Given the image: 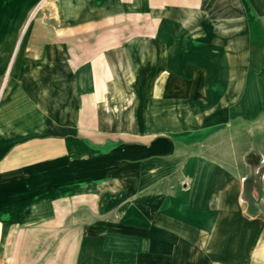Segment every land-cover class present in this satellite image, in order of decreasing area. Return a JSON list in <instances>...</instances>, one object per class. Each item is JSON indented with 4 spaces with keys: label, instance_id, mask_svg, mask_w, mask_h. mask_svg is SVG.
<instances>
[{
    "label": "crops",
    "instance_id": "obj_1",
    "mask_svg": "<svg viewBox=\"0 0 264 264\" xmlns=\"http://www.w3.org/2000/svg\"><path fill=\"white\" fill-rule=\"evenodd\" d=\"M0 124V264H264V174L220 168L264 165V0H0ZM212 133L242 156H180Z\"/></svg>",
    "mask_w": 264,
    "mask_h": 264
},
{
    "label": "rangeland",
    "instance_id": "obj_2",
    "mask_svg": "<svg viewBox=\"0 0 264 264\" xmlns=\"http://www.w3.org/2000/svg\"><path fill=\"white\" fill-rule=\"evenodd\" d=\"M61 24V23H59ZM11 57H13L14 60H16L17 55H11ZM65 72V71H64ZM19 73L20 71L17 69V66H15L12 70H10L9 73V89L10 91H12L13 89H16V85L18 83V77H19ZM61 78H65L64 75L62 76V71H59V79ZM65 87H61L59 86V92H58V96H57V109H58V116L57 118H46L43 120L49 121V125H47V134H64L66 136L72 135V131L70 127H77V122H76V118H73L72 116H69L73 113V111L76 110L77 106H78V102L72 101L69 97L68 94H66L64 92ZM12 93V92H11ZM11 98V96H10ZM12 100V99H11ZM88 104V103H86ZM89 106H91L92 104H88ZM44 112V111H43ZM68 115V117H67ZM94 120V122L98 121V118L93 117L91 118ZM125 119V118H123ZM126 121H128L129 119H125ZM96 123H94L95 125ZM98 124V123H97ZM1 125V124H0ZM10 125L13 126L12 122L10 121ZM0 130L1 127H0ZM217 134L212 133V134H208V135H203L202 138L197 141L196 143L187 145L188 147L186 148L185 152L183 154H181L180 156L183 157L184 159H187L189 157H192V155L194 154H198V153H204V152H212L214 154V156L216 157H225V158H230L231 156L234 157H241L242 156V152L243 149H241L240 147H234L233 149L231 148V144L228 143H220V141L217 140L214 141V143H212V146L214 148L210 149L209 147V139H211V137H216ZM19 135L17 134H9L10 138H14V137H18ZM2 138V134H0V139ZM121 146V149H120ZM217 146V147H216ZM236 146V145H235ZM95 147L100 148L101 153L94 151V153H90V155L84 154V158H95V162L96 164H93L91 166H85L84 168L86 170H88L90 172V174H96L99 176H105L107 178V181L105 182H98V181H91L89 183V188H97L99 185L101 184H105L106 186L109 187V185H111V188L113 187V174H114V169L118 168V166H113L112 164H106L109 162L104 161L103 159H106L107 161L112 160L114 158H119L122 160V174L125 173H130L131 170H133L131 168V166H129L128 161L130 159V157H132V152L133 150L131 149L130 145L127 142H120L119 139L115 140L112 137H110L107 141L105 142H101V143H96ZM227 147H229V149H227ZM232 149V150H230ZM233 153V154H232ZM80 157V156H79ZM81 158V157H80ZM259 156H258V151L257 150H251L249 152V161H250V165L249 167L247 166H243V165H239V166H234L232 168V166H221V171L223 173H240L243 174V172L246 173L245 174H251L254 176H257V183L258 184V179L259 176H261L262 174H264V165L259 164ZM88 160H86L87 162ZM161 162H159L158 164H160ZM155 163L154 169L155 172L154 173H166L169 172V170H173L174 167H161V165H158ZM83 167L82 166H78L77 168V173L80 174V171ZM179 168V167H178ZM248 168H250V170L248 171ZM143 170H145V167H142ZM234 169V170H232ZM181 170H183L184 172L187 173H193L195 172L193 167L191 166H182ZM123 185H125L124 182H122Z\"/></svg>",
    "mask_w": 264,
    "mask_h": 264
}]
</instances>
